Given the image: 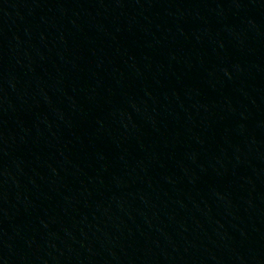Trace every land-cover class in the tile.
<instances>
[{"label": "water", "instance_id": "obj_1", "mask_svg": "<svg viewBox=\"0 0 264 264\" xmlns=\"http://www.w3.org/2000/svg\"><path fill=\"white\" fill-rule=\"evenodd\" d=\"M0 264H264V0H0Z\"/></svg>", "mask_w": 264, "mask_h": 264}]
</instances>
